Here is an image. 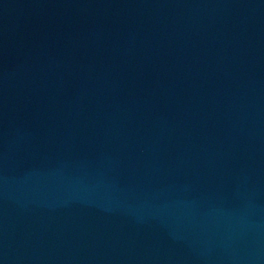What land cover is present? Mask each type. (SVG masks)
Segmentation results:
<instances>
[{"label":"water","instance_id":"1","mask_svg":"<svg viewBox=\"0 0 264 264\" xmlns=\"http://www.w3.org/2000/svg\"><path fill=\"white\" fill-rule=\"evenodd\" d=\"M0 264H264V0H0Z\"/></svg>","mask_w":264,"mask_h":264}]
</instances>
